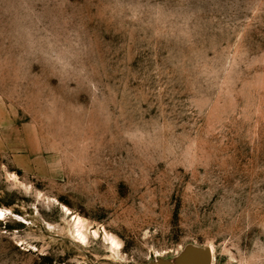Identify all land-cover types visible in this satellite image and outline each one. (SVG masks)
<instances>
[{
	"label": "rangeland",
	"instance_id": "1",
	"mask_svg": "<svg viewBox=\"0 0 264 264\" xmlns=\"http://www.w3.org/2000/svg\"><path fill=\"white\" fill-rule=\"evenodd\" d=\"M0 210V264H264V0H0Z\"/></svg>",
	"mask_w": 264,
	"mask_h": 264
},
{
	"label": "bare ground",
	"instance_id": "2",
	"mask_svg": "<svg viewBox=\"0 0 264 264\" xmlns=\"http://www.w3.org/2000/svg\"><path fill=\"white\" fill-rule=\"evenodd\" d=\"M65 209H66L68 214L72 213L71 210L68 209L67 207H65ZM0 213H3V216H4V211L3 210H0ZM75 222H76L75 223L76 224V226H75V228H76V236H77L78 240L80 242H82V243H87L89 237H88V234H87V231H86L87 228L85 226V221L82 218L76 216L75 217ZM94 234H95V236L99 235L97 231H94ZM110 240H111L112 245L114 247H118L120 245L119 242L114 237H110ZM212 250L214 251L213 248H212Z\"/></svg>",
	"mask_w": 264,
	"mask_h": 264
},
{
	"label": "snow or ice",
	"instance_id": "3",
	"mask_svg": "<svg viewBox=\"0 0 264 264\" xmlns=\"http://www.w3.org/2000/svg\"><path fill=\"white\" fill-rule=\"evenodd\" d=\"M2 216H3V213H0V218H2Z\"/></svg>",
	"mask_w": 264,
	"mask_h": 264
}]
</instances>
